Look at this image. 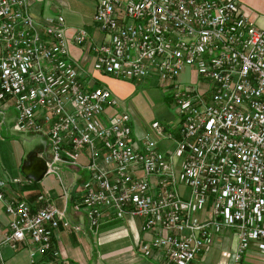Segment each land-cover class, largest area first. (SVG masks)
Returning a JSON list of instances; mask_svg holds the SVG:
<instances>
[{
    "label": "built area",
    "instance_id": "1",
    "mask_svg": "<svg viewBox=\"0 0 264 264\" xmlns=\"http://www.w3.org/2000/svg\"><path fill=\"white\" fill-rule=\"evenodd\" d=\"M36 1L0 0V105L13 107L11 130L44 136L45 171L57 178L63 204L45 193L36 207L7 196L4 186L19 178L0 176L9 214L1 242L27 247L26 264H60L52 230L96 231L109 209L139 217L149 234L139 248L166 264H191L223 228L236 238L234 264L251 241L264 254L260 11L240 0H93L95 39L83 25L67 33L60 12L34 13ZM93 72L160 79L176 118L137 129ZM62 165L79 166L87 177L67 183ZM73 186L86 225L67 218ZM47 251L51 258H43Z\"/></svg>",
    "mask_w": 264,
    "mask_h": 264
},
{
    "label": "crops",
    "instance_id": "2",
    "mask_svg": "<svg viewBox=\"0 0 264 264\" xmlns=\"http://www.w3.org/2000/svg\"><path fill=\"white\" fill-rule=\"evenodd\" d=\"M42 1H45L46 5L53 8L52 12H60L63 15L67 33L71 32L73 27H76L75 24L70 23L71 15L66 11L67 9L62 7L63 5L67 6L69 0H37L32 5L38 4L35 9L36 13L43 11L42 5H40ZM240 1L260 11L261 15L259 17L262 22L257 23L264 24V15H262L264 14V0ZM93 28L95 29V27ZM88 31L95 39L99 38V31L96 33L91 29H88ZM70 48L72 56L77 58L80 55L79 47L71 44ZM91 62L89 60L83 66L86 71L91 70ZM93 74L95 83L99 84L101 82L109 87L112 96L117 97L120 101H125L134 89V80L127 81L99 72H93ZM13 116V107L3 108L0 105V176L7 179H11L14 176L19 178L15 182H10V185L4 186V193L7 196L23 199L33 207L41 204L42 201L38 195L45 193L55 206H62L63 197L57 178L45 170L42 175L38 174L40 170L38 162L42 163L44 158L49 155L44 136L38 133L40 135L39 143L29 149L24 156L21 152L15 153L11 147L12 143L17 142L14 133L20 132H14L10 128ZM144 126L137 129H142ZM24 160L27 163V167L21 169L20 166ZM17 169L22 174L18 173ZM30 174L36 175V178H33ZM61 175L67 183L78 182L87 177L86 171L76 165H62ZM69 191L70 194L65 204L67 218L71 223L80 222L83 224L85 223V213L80 205L81 192L74 186ZM102 215V221L96 231H90L85 226L78 231H72L60 226L52 230L51 250L58 252L56 257L62 260L60 264H166L160 254H144L139 248L141 244H145L149 240V234L140 229L141 219L139 217H115L109 209H105ZM8 218L9 214L3 208V201L0 199V264H26L29 261L27 247L20 244L15 249H12L3 241L1 242L5 232L8 231ZM212 237L211 244L202 252L207 253L209 251L211 253L213 251L214 254L217 252L218 256L216 258L209 257L208 264H234L231 255L235 248L236 238L235 241H232V237H234L232 232L223 228ZM116 243L119 244L114 246ZM247 248L236 264H264V254L256 249L255 242L251 241ZM50 252L47 251L43 258H51Z\"/></svg>",
    "mask_w": 264,
    "mask_h": 264
},
{
    "label": "rangeland",
    "instance_id": "3",
    "mask_svg": "<svg viewBox=\"0 0 264 264\" xmlns=\"http://www.w3.org/2000/svg\"><path fill=\"white\" fill-rule=\"evenodd\" d=\"M37 5L31 6V10L34 13H36L35 9ZM40 5H42L43 11L40 12L42 15L46 13L52 15L53 8L46 5L45 1H42ZM62 7L67 9L66 11L71 15V24H75L76 26L83 25L93 30L95 33L98 31L91 25L93 0H69V4L67 6L63 5ZM257 22H262V19L259 17ZM188 76L189 70L186 67L180 72L177 79L181 82H186ZM133 82L134 89L132 93L127 96L125 101H120V103L131 112L133 126L136 128L143 127V125H148L154 119L173 123L176 118V114L173 111V100L171 92L164 83L160 79L154 77H147L143 78V80H135ZM14 134L15 138H17V142H14V144L12 143L11 147L15 153L21 152L23 156L40 141V135L38 133L20 132ZM17 172L22 174L19 169H17ZM232 241H235V237H232ZM118 244L119 243H116L114 246ZM247 249L248 248H246L245 251ZM202 253L203 254L196 255L194 258L195 260L191 264H208L209 257L216 258L218 256V253L216 252L214 254L213 251H211V253H209V251L207 253ZM204 253L206 254L204 255Z\"/></svg>",
    "mask_w": 264,
    "mask_h": 264
},
{
    "label": "water",
    "instance_id": "4",
    "mask_svg": "<svg viewBox=\"0 0 264 264\" xmlns=\"http://www.w3.org/2000/svg\"><path fill=\"white\" fill-rule=\"evenodd\" d=\"M21 169H24L25 167H27V163L25 162V160L24 161H22V164H21ZM45 167H46V165H45V163H44V160L42 161V165L40 166V170L38 171V174L39 175H42L43 174V172H44V170H45ZM33 178H36L35 176L36 175H34V174H30Z\"/></svg>",
    "mask_w": 264,
    "mask_h": 264
},
{
    "label": "flooded vegetation",
    "instance_id": "5",
    "mask_svg": "<svg viewBox=\"0 0 264 264\" xmlns=\"http://www.w3.org/2000/svg\"><path fill=\"white\" fill-rule=\"evenodd\" d=\"M42 165V163L38 162V167H40Z\"/></svg>",
    "mask_w": 264,
    "mask_h": 264
}]
</instances>
